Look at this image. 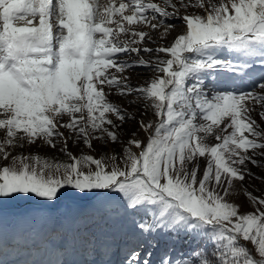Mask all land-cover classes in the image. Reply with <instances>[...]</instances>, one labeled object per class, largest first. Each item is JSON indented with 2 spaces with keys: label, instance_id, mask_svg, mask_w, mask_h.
Returning <instances> with one entry per match:
<instances>
[{
  "label": "snow or ice",
  "instance_id": "6c2138e0",
  "mask_svg": "<svg viewBox=\"0 0 264 264\" xmlns=\"http://www.w3.org/2000/svg\"><path fill=\"white\" fill-rule=\"evenodd\" d=\"M179 27L183 34L159 43ZM139 68L156 75L133 87L125 73ZM113 89L158 118L137 122L146 144L131 130L120 156L74 155L70 140L103 151L135 120L108 99ZM257 106L264 109V0H0V205H42L17 227L53 223L66 194H116L118 206L100 201L90 218L126 220L141 248L162 236L195 245L187 258L173 259L169 248L160 264H264V198L246 193L258 206L247 214L226 199L233 181L264 180L248 168L264 166ZM36 144L67 160L12 155ZM151 255L133 248L124 264H152Z\"/></svg>",
  "mask_w": 264,
  "mask_h": 264
},
{
  "label": "rangeland",
  "instance_id": "374dc122",
  "mask_svg": "<svg viewBox=\"0 0 264 264\" xmlns=\"http://www.w3.org/2000/svg\"><path fill=\"white\" fill-rule=\"evenodd\" d=\"M108 2V0H104ZM156 3H160L161 0H154ZM218 2V0H217ZM195 12L196 14H203L202 10L199 9H189V13ZM141 27V26H136ZM144 30H148L146 27ZM183 34V27L177 28L173 31L166 41H160L165 45L170 44L173 38L178 35ZM155 36V34H154ZM156 44H149L148 47L155 48ZM144 58L150 59L151 57L147 54H143ZM223 55L225 57L231 58V54L224 50ZM127 59H134L135 55L132 57H125ZM112 71H115L114 69ZM125 75L130 77L129 83L133 87L147 86V82L155 77V73L148 69L139 68L136 70L127 71ZM207 82V81H206ZM243 91H251L252 88L245 84H237ZM108 99L116 103L121 108L125 109L128 116L135 117V120H126L125 124L121 129H119V135L121 137V143L118 145H109L101 151L99 148L94 147V149L89 150L83 146L81 143L77 147L73 142L69 141V151L74 155L90 154L96 158H100L103 155H122V149L127 145V140L131 138V130H137L136 139L141 140L146 144L147 135L138 130V121L140 119L145 120V122L152 121L157 122L158 118L149 109L145 113V109L140 103H132L135 100L134 96L122 97L114 89L109 95ZM264 111L259 106L251 114L252 117L257 121L261 128H264V120L261 119L259 112ZM231 131V130H229ZM68 134L67 132L65 133ZM0 138H2V133H0ZM215 143L214 139L211 141ZM40 155L41 157L48 158L50 160L66 161L67 157L58 151V149H52L50 147L36 144L31 146H26L24 148L15 149L12 155ZM256 159L264 162V158L259 155ZM7 162L0 161V166ZM206 165L205 158H199V169L200 172L203 171ZM248 168L252 173L259 176L264 174V166L256 167L251 164ZM199 174V173H198ZM251 192L252 195L259 198H264V180L261 179H251L246 178L244 182L233 181V187L230 189V195L226 197L229 202L235 203L240 206V211L243 214L255 211L258 207L249 199L246 193ZM122 199V197H121ZM115 201L116 206H118V201H116V194H111L106 196L103 193L97 196H84L83 194L71 195L66 194L60 203L56 204L51 214L56 218L53 223L48 224L43 228H36L29 230L23 227H17L14 224L18 218L33 212L34 210L41 208L42 205L38 198L32 200H18V201H6L0 208H2V217H0V235L3 240L7 239L8 234H12V238L15 241L14 246L11 248L3 249L0 252V261L3 264L14 263L18 258L30 254L28 261L21 264H68L69 254H79L77 247L80 246V242L74 232V223L79 226L81 231L86 236L93 237L97 235V248L96 251L92 250V245L84 244L83 250L85 254L83 257L86 258L85 264H124V260L130 253V251L135 248L140 251L141 256H145L147 253L152 255L149 257L152 264H160L161 257L167 251L162 247L161 241L164 240L169 243V248L172 249L171 256L173 259L180 258L181 256L187 258L191 253L192 249L195 247L193 243L190 242V238L187 236L177 237L176 240H170L167 236L158 237V244L156 247H152L147 243L144 247H139L135 243H130L131 235L129 233L128 222L126 220L120 219H101L99 217L92 219V207L100 201ZM151 213H149V216ZM75 221V222H74ZM44 229L48 230L47 234ZM67 233H70L67 235ZM1 239V241H3ZM246 246L253 251L254 258H259L258 253H255V246L251 242H245ZM61 247L65 249V257L62 256ZM11 254L13 257H6V255ZM38 258V262L36 259ZM3 259V260H2ZM6 259V260H4ZM76 261V259L74 260ZM37 262V263H36Z\"/></svg>",
  "mask_w": 264,
  "mask_h": 264
},
{
  "label": "bare ground",
  "instance_id": "6f19581e",
  "mask_svg": "<svg viewBox=\"0 0 264 264\" xmlns=\"http://www.w3.org/2000/svg\"><path fill=\"white\" fill-rule=\"evenodd\" d=\"M8 237L5 241H1V236H0V242H1V249L4 248V247H13L14 244H15V241L13 240L12 237H10V234H8ZM0 249V250H1ZM29 256V255H28ZM28 258V257H27ZM23 261V259L19 260L18 263H21ZM17 263V264H18Z\"/></svg>",
  "mask_w": 264,
  "mask_h": 264
},
{
  "label": "water",
  "instance_id": "95a60500",
  "mask_svg": "<svg viewBox=\"0 0 264 264\" xmlns=\"http://www.w3.org/2000/svg\"><path fill=\"white\" fill-rule=\"evenodd\" d=\"M55 207H57V205Z\"/></svg>",
  "mask_w": 264,
  "mask_h": 264
}]
</instances>
